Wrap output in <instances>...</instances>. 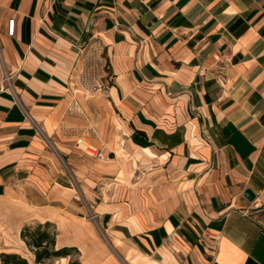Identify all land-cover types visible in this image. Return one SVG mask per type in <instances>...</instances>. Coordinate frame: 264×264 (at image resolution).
Listing matches in <instances>:
<instances>
[{
    "label": "crops",
    "instance_id": "0c3cea01",
    "mask_svg": "<svg viewBox=\"0 0 264 264\" xmlns=\"http://www.w3.org/2000/svg\"><path fill=\"white\" fill-rule=\"evenodd\" d=\"M0 41V264L47 222L81 264H264V0H0Z\"/></svg>",
    "mask_w": 264,
    "mask_h": 264
},
{
    "label": "trees",
    "instance_id": "16d2710c",
    "mask_svg": "<svg viewBox=\"0 0 264 264\" xmlns=\"http://www.w3.org/2000/svg\"><path fill=\"white\" fill-rule=\"evenodd\" d=\"M56 227L47 222L45 224L37 223L27 224L21 231V238L27 247L35 256L37 264L45 263L52 259L66 258L78 255V250L72 247L56 248ZM3 264H28L27 260L16 254H2ZM70 264H81L79 260H72Z\"/></svg>",
    "mask_w": 264,
    "mask_h": 264
},
{
    "label": "built area",
    "instance_id": "2783aa9c",
    "mask_svg": "<svg viewBox=\"0 0 264 264\" xmlns=\"http://www.w3.org/2000/svg\"><path fill=\"white\" fill-rule=\"evenodd\" d=\"M0 63L3 65L4 63V53H3V46L0 41ZM12 75L9 73H5V76L3 78V83L6 85L7 90L13 91L12 83H11ZM27 117L34 123V127L37 129V131L44 137L47 144L50 145V140L44 136L42 128L39 126V124L35 121V119L30 115L27 114ZM89 218L93 221H97V215L94 213H89Z\"/></svg>",
    "mask_w": 264,
    "mask_h": 264
},
{
    "label": "rangeland",
    "instance_id": "374dc122",
    "mask_svg": "<svg viewBox=\"0 0 264 264\" xmlns=\"http://www.w3.org/2000/svg\"><path fill=\"white\" fill-rule=\"evenodd\" d=\"M116 149H117V150L119 149V146H118V145L116 146ZM35 224H37V223H33V225H35ZM98 229H99V228H98ZM98 231H101V230L99 229ZM24 253H25V254L20 255V256H21L22 258L26 259L27 262H28V264H37V263L35 262V259H33L32 255H31L29 252H26V251H25ZM72 258H73L74 260H78V259H77V258H78L77 254H76V253H73ZM56 262H57V261L52 260V261H48V262H45V263H42V264H56Z\"/></svg>",
    "mask_w": 264,
    "mask_h": 264
},
{
    "label": "water",
    "instance_id": "95a60500",
    "mask_svg": "<svg viewBox=\"0 0 264 264\" xmlns=\"http://www.w3.org/2000/svg\"><path fill=\"white\" fill-rule=\"evenodd\" d=\"M244 196L250 202L254 201L256 198V195L251 190H246Z\"/></svg>",
    "mask_w": 264,
    "mask_h": 264
}]
</instances>
